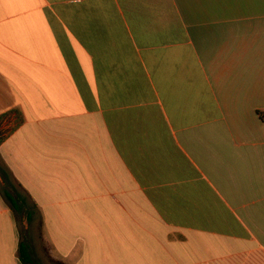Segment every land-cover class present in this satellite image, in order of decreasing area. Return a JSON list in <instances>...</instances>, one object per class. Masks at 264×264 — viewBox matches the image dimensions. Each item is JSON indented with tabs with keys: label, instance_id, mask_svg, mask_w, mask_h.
I'll use <instances>...</instances> for the list:
<instances>
[{
	"label": "crops",
	"instance_id": "crops-1",
	"mask_svg": "<svg viewBox=\"0 0 264 264\" xmlns=\"http://www.w3.org/2000/svg\"><path fill=\"white\" fill-rule=\"evenodd\" d=\"M262 7L0 0V264H264Z\"/></svg>",
	"mask_w": 264,
	"mask_h": 264
},
{
	"label": "rangeland",
	"instance_id": "rangeland-1",
	"mask_svg": "<svg viewBox=\"0 0 264 264\" xmlns=\"http://www.w3.org/2000/svg\"><path fill=\"white\" fill-rule=\"evenodd\" d=\"M17 191L23 194L19 187H17ZM13 217L16 224L20 223V229H22L20 233L22 237L21 241L30 255L32 261L31 264H64L47 242L41 226V218L39 216H35V222H33L32 225H29L27 230L21 228L22 224L25 223L23 221L25 220V217L18 218L16 213L13 214Z\"/></svg>",
	"mask_w": 264,
	"mask_h": 264
},
{
	"label": "trees",
	"instance_id": "trees-1",
	"mask_svg": "<svg viewBox=\"0 0 264 264\" xmlns=\"http://www.w3.org/2000/svg\"><path fill=\"white\" fill-rule=\"evenodd\" d=\"M15 113L16 114V126L19 125V123L22 122V117L19 113V111H11L9 113H6L4 115L0 116V120H2L4 117ZM259 114V118L264 122V111L258 113ZM3 177L5 180L8 179V176L5 172L2 173ZM2 195L4 196V199L6 201V203L8 204V206L10 207V209L14 212V213H19L21 212L22 206L25 205V202L22 201L21 203L19 202V200L17 198H15L11 193H9L8 191H4L2 192ZM19 254H20V259L22 260V262L25 263H32L27 251H26V247L23 243H20V247H19Z\"/></svg>",
	"mask_w": 264,
	"mask_h": 264
}]
</instances>
